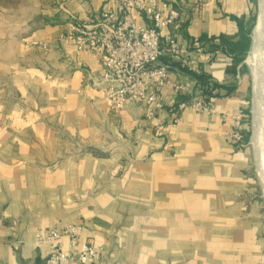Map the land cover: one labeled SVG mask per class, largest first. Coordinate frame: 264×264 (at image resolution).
Returning <instances> with one entry per match:
<instances>
[{
  "label": "crops",
  "instance_id": "1",
  "mask_svg": "<svg viewBox=\"0 0 264 264\" xmlns=\"http://www.w3.org/2000/svg\"><path fill=\"white\" fill-rule=\"evenodd\" d=\"M171 1L178 79L197 81V67L231 89L214 92V114L188 109L176 126L168 108L116 114L92 86L99 58L60 41L71 16L93 25L109 0H0V264H44L37 235L68 225L104 246L102 264H264L262 206L245 195L252 148L230 144L221 118L251 108L250 73L233 72L221 41L256 25L257 2Z\"/></svg>",
  "mask_w": 264,
  "mask_h": 264
},
{
  "label": "built area",
  "instance_id": "2",
  "mask_svg": "<svg viewBox=\"0 0 264 264\" xmlns=\"http://www.w3.org/2000/svg\"><path fill=\"white\" fill-rule=\"evenodd\" d=\"M109 2L111 6L99 14L93 25L80 23L71 16L75 22L59 39L79 52H89L99 58L102 68L98 76L91 77L92 86L104 94L111 109L118 114L130 103H137L144 107L147 119H153L168 108L174 126L188 109L214 114L213 99L197 81L178 79V72L163 62L166 57L173 61L184 58L179 41L168 31L182 19L181 9L171 0ZM40 44L49 50L47 44ZM189 71L199 74L197 67H189ZM170 84L173 95L167 99ZM221 118L230 126L227 141L240 150H250L251 139L246 136L251 129L250 110L240 109L234 115L223 114ZM81 229L79 225H68L37 235V244L50 246L44 264H102L104 246L82 243ZM64 238H70L69 251L63 247Z\"/></svg>",
  "mask_w": 264,
  "mask_h": 264
},
{
  "label": "water",
  "instance_id": "3",
  "mask_svg": "<svg viewBox=\"0 0 264 264\" xmlns=\"http://www.w3.org/2000/svg\"><path fill=\"white\" fill-rule=\"evenodd\" d=\"M253 54L254 64H249ZM251 76V145L255 171L264 198V0H257L252 47L245 61Z\"/></svg>",
  "mask_w": 264,
  "mask_h": 264
},
{
  "label": "trees",
  "instance_id": "4",
  "mask_svg": "<svg viewBox=\"0 0 264 264\" xmlns=\"http://www.w3.org/2000/svg\"><path fill=\"white\" fill-rule=\"evenodd\" d=\"M255 24L251 25H243L240 24L239 33L237 39L230 38H222V47L223 49L231 55L232 62V70L237 73V68L240 67V73L243 74L245 72H249L248 66L245 64V59L252 47V32ZM164 63H167L171 66L172 69H181L179 63L173 61L171 58L166 57L163 59ZM190 74L201 84L202 89L208 97L212 98L216 96L214 92L218 89H229L228 93H231V89L229 87H225L223 85L212 82L209 78H207L204 74ZM249 139V137H248Z\"/></svg>",
  "mask_w": 264,
  "mask_h": 264
},
{
  "label": "rangeland",
  "instance_id": "5",
  "mask_svg": "<svg viewBox=\"0 0 264 264\" xmlns=\"http://www.w3.org/2000/svg\"><path fill=\"white\" fill-rule=\"evenodd\" d=\"M256 2H257V0H256ZM248 56H249V53H248L245 61L247 60ZM232 62H233V59H232ZM245 73L249 75L250 72H245ZM255 187H256V190L254 191V190H252L254 187L251 186V192H247L245 195L249 199L251 204H258V205L262 206V210H263V214H264V198L262 197L263 193H262L261 187L259 185L258 179L256 181Z\"/></svg>",
  "mask_w": 264,
  "mask_h": 264
},
{
  "label": "bare ground",
  "instance_id": "6",
  "mask_svg": "<svg viewBox=\"0 0 264 264\" xmlns=\"http://www.w3.org/2000/svg\"><path fill=\"white\" fill-rule=\"evenodd\" d=\"M249 64L250 65L254 64V56H253V54H251L250 57H249Z\"/></svg>",
  "mask_w": 264,
  "mask_h": 264
}]
</instances>
